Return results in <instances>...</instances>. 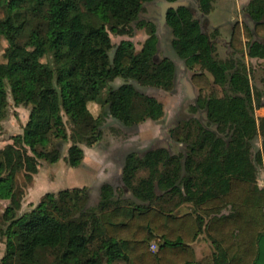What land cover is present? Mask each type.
Here are the masks:
<instances>
[{
	"label": "trees",
	"instance_id": "obj_1",
	"mask_svg": "<svg viewBox=\"0 0 264 264\" xmlns=\"http://www.w3.org/2000/svg\"><path fill=\"white\" fill-rule=\"evenodd\" d=\"M0 0V36L7 46L0 61V124L7 117L9 96L29 108L23 132L0 149V264H255L264 237V188L256 182L250 149L262 136L255 160L264 159V91L253 90L243 55L264 60V0H249L245 12L253 27L236 22L229 44L232 55L217 56L211 38L187 6L169 9L166 24L171 45L200 92L197 99L207 124L187 122L185 156L164 147L126 154L124 189L104 182L95 208L87 207L86 187L45 193L30 210L20 212L23 187L38 171L40 160L61 156L60 141H71L65 160L76 167L84 158L81 144L101 136L111 116L132 126L163 108L139 91L141 85L170 89L175 66L157 60V27L140 20L145 0ZM173 2L176 0H166ZM217 0H199L209 14ZM146 29L139 51L130 40L114 46L109 30L132 35V24ZM38 53L46 57L40 59ZM236 54H240L237 58ZM114 72L125 80L112 87ZM223 88L214 93L212 84ZM88 102L101 106L94 116ZM71 123L68 134L64 116ZM215 128H211V126ZM145 171V175H138ZM24 180L23 186L17 178ZM161 192V194L158 193ZM163 194L191 202L194 209L173 214L152 205ZM205 232L214 251L196 258L194 243ZM155 241L156 249H151Z\"/></svg>",
	"mask_w": 264,
	"mask_h": 264
},
{
	"label": "rangeland",
	"instance_id": "obj_2",
	"mask_svg": "<svg viewBox=\"0 0 264 264\" xmlns=\"http://www.w3.org/2000/svg\"><path fill=\"white\" fill-rule=\"evenodd\" d=\"M165 0H145L143 10L139 15L140 20L152 21L157 27V51L155 57L160 60L164 57L173 61L175 66L174 83L170 89L162 87L141 85L135 80H129L139 91L144 94L154 96L163 105L160 112L156 113L151 119H147L136 125L127 126L111 116L105 117L102 121L101 136L91 146L81 144L84 150V158L80 165L70 166L65 157L67 148L71 141H60L61 156L58 161L50 163L40 160L38 171L33 175L31 182L26 183L23 187L24 193L21 200L20 212L30 210L36 205L42 196L47 192H58L61 189L73 187H86L89 192L87 207L95 208L99 200V189L102 183L109 182L115 188H123V198L131 197L129 190L126 189L122 182V167L127 153H143L146 150L158 147L166 148L172 154H186L187 143L184 140L187 122L198 120L204 125L207 124L206 113L203 108L197 106V99L207 95L210 90L200 92L192 83L191 75L198 71V67L188 69L184 60L181 59L173 50L171 45L172 33L166 23H161V5ZM186 6L194 9V15L200 20L204 32L208 35L217 29L219 32L216 38H211L215 43L217 56L225 59L232 55V49L229 44L231 30L236 22L248 24L253 27L251 19L245 12V7L249 0H217L214 2L212 11L203 15L199 11L197 0H183ZM23 2V0H22ZM137 0H131L130 5H136ZM2 13L0 12V17ZM133 34L119 35L109 30V35L114 46L118 45L121 40H130L135 48L139 51L147 37L146 29L132 24ZM7 46L6 40L0 36V61L3 60V52ZM42 61L46 57L38 53ZM240 58V54H236ZM243 61L249 69V76L253 90L264 91V60L249 58L243 55ZM112 87H117L125 80L114 72L106 75ZM211 90L218 94H223V88L217 84H212ZM264 103V99L262 100ZM89 110L94 116L101 111V106L95 102H88ZM29 108L24 105H15L12 97L9 96V105L7 117L0 124V149L9 146L17 134L23 132L24 125L27 121ZM256 118L264 116V107L254 109ZM65 126L68 134L71 131V123L68 117L64 116ZM215 128V126H211ZM262 136L257 134L251 143V157L254 160L256 168V182L260 188H264V159L256 161V153L262 149ZM141 171L138 175H145ZM19 183L23 186L24 180L19 175ZM161 194L160 191H158ZM8 201L0 199V209H3ZM152 205L160 207L173 214H183L194 209L191 202H179L177 195L169 196L163 194ZM206 246L202 250L197 246ZM2 243V242H0ZM3 244V243H2ZM1 247V244H0ZM151 249H156L157 244L153 241ZM195 253L200 259L204 255L214 251V245L207 238L205 232H202L194 243ZM4 251V244H3ZM120 264V263H119ZM264 264V262H258Z\"/></svg>",
	"mask_w": 264,
	"mask_h": 264
},
{
	"label": "water",
	"instance_id": "obj_3",
	"mask_svg": "<svg viewBox=\"0 0 264 264\" xmlns=\"http://www.w3.org/2000/svg\"><path fill=\"white\" fill-rule=\"evenodd\" d=\"M197 4H199V0H197ZM180 6H186L185 2L183 0H176L173 2H169V1H164L161 5V19L160 22L161 23H166V15L169 9H177ZM193 14H194V9L189 8ZM252 22V21H251ZM253 24V23H252Z\"/></svg>",
	"mask_w": 264,
	"mask_h": 264
},
{
	"label": "crops",
	"instance_id": "obj_4",
	"mask_svg": "<svg viewBox=\"0 0 264 264\" xmlns=\"http://www.w3.org/2000/svg\"><path fill=\"white\" fill-rule=\"evenodd\" d=\"M1 244V247H0V258H1V256L3 255V244L2 243H0ZM206 246V243H205V241H203V246L201 247V246H197V247H199L201 250H202V248H204ZM259 256H258V260L256 261V263L255 264H258V262H264V237L260 240V242H259ZM196 256H197V258H199V255H198V253H197V249H196Z\"/></svg>",
	"mask_w": 264,
	"mask_h": 264
},
{
	"label": "flooded vegetation",
	"instance_id": "obj_5",
	"mask_svg": "<svg viewBox=\"0 0 264 264\" xmlns=\"http://www.w3.org/2000/svg\"><path fill=\"white\" fill-rule=\"evenodd\" d=\"M188 7V6H187ZM188 8H191V7H188Z\"/></svg>",
	"mask_w": 264,
	"mask_h": 264
},
{
	"label": "built area",
	"instance_id": "obj_6",
	"mask_svg": "<svg viewBox=\"0 0 264 264\" xmlns=\"http://www.w3.org/2000/svg\"><path fill=\"white\" fill-rule=\"evenodd\" d=\"M154 249V248H153Z\"/></svg>",
	"mask_w": 264,
	"mask_h": 264
}]
</instances>
